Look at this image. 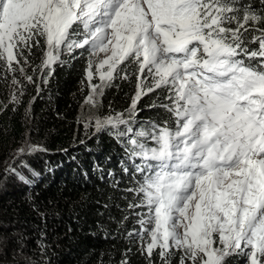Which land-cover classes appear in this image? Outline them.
I'll return each mask as SVG.
<instances>
[{"label": "snow or ice", "instance_id": "obj_1", "mask_svg": "<svg viewBox=\"0 0 264 264\" xmlns=\"http://www.w3.org/2000/svg\"><path fill=\"white\" fill-rule=\"evenodd\" d=\"M261 24L264 0L260 9L245 0H0V61L29 82L24 53L41 40V70L88 49L85 103L93 107L135 66L129 119L117 113L95 126L123 139L132 162L124 171L142 176L126 189L139 199L128 208L145 209L128 236L138 238L149 264L157 249L162 264L176 253L179 264H226L233 256L264 264ZM96 76L100 83H92ZM157 89L168 93L160 107L169 118L134 128L138 102Z\"/></svg>", "mask_w": 264, "mask_h": 264}, {"label": "trees", "instance_id": "obj_2", "mask_svg": "<svg viewBox=\"0 0 264 264\" xmlns=\"http://www.w3.org/2000/svg\"><path fill=\"white\" fill-rule=\"evenodd\" d=\"M245 2L261 8V0ZM247 35L251 39L253 33ZM42 48L40 44L25 54V73L32 82L0 61V236L6 241L0 245V264H121L125 258L129 264H149L138 238L128 236L139 229L136 213L145 209L128 208L139 199L126 189L142 176L134 180L124 171L132 162L123 139L111 128L83 126L82 120L84 114L103 119L117 113L129 119L136 68L129 63V79H115L93 107L85 103L88 49L64 53L60 62L41 70ZM14 91L18 103L12 102ZM167 95L157 89L143 96L132 126L169 118L160 107L169 103ZM151 262L162 264L158 249ZM244 263L240 256L226 261ZM172 264H179V253Z\"/></svg>", "mask_w": 264, "mask_h": 264}, {"label": "rangeland", "instance_id": "obj_3", "mask_svg": "<svg viewBox=\"0 0 264 264\" xmlns=\"http://www.w3.org/2000/svg\"><path fill=\"white\" fill-rule=\"evenodd\" d=\"M41 44H43V50L41 49V51H42V59H43V52H44V42H43V40H41ZM39 48V47H38ZM28 52L27 51H25V53L24 54H27ZM65 53H67V52H65ZM103 56V54H101V57ZM13 67H16V65L14 64L13 65ZM93 71H94V69H93ZM92 83H100V81H99V79H98V76H96V77H94V79H93V81H92ZM90 91V90H89ZM17 94H19L18 92H16L15 93V91H14V95H17ZM91 105V104H90ZM96 118H101V117H99V116H90V115H87V114H84V118L82 119L83 120V126H85L86 124L88 125L87 127H91V126H95V122H96ZM102 119V118H101ZM96 127V126H95ZM243 261L245 262L244 264H246V260H245V258H243ZM187 262V264H191V262L190 261H186Z\"/></svg>", "mask_w": 264, "mask_h": 264}, {"label": "bare ground", "instance_id": "obj_4", "mask_svg": "<svg viewBox=\"0 0 264 264\" xmlns=\"http://www.w3.org/2000/svg\"><path fill=\"white\" fill-rule=\"evenodd\" d=\"M24 85V84H23Z\"/></svg>", "mask_w": 264, "mask_h": 264}]
</instances>
